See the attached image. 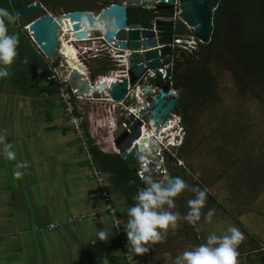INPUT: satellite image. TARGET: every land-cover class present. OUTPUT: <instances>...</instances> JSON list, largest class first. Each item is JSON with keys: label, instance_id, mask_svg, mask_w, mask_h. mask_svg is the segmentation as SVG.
I'll use <instances>...</instances> for the list:
<instances>
[{"label": "crops", "instance_id": "1", "mask_svg": "<svg viewBox=\"0 0 264 264\" xmlns=\"http://www.w3.org/2000/svg\"><path fill=\"white\" fill-rule=\"evenodd\" d=\"M110 54L102 49L96 55L100 58ZM14 65L15 61L8 67V77L0 78V264H174L179 254L206 243L208 234L226 232L227 205L205 204L195 227L180 219L174 231L170 229L164 239L149 246L148 253L137 255L125 232L127 210L135 202L128 204L122 194L109 191V175L99 170L76 137L60 98L42 93L43 83L37 80L24 87ZM110 72L114 78L117 70ZM93 108L96 111L89 116L91 120L94 115L103 114L101 104ZM86 123L96 145L103 152L115 154L105 127L96 128L88 117ZM5 144L12 145L14 160L6 158ZM18 164L27 166L17 167ZM15 171L22 175L16 177ZM96 171L103 173L105 188L123 214L118 216L124 231L121 235L105 209L103 187L95 178ZM151 175L167 185L166 176ZM174 199L176 207L169 211L186 216L189 204L180 202L178 197ZM210 209L214 215L206 222L204 216ZM99 230H107L106 242L97 240ZM244 233L257 239L256 235ZM247 236L242 244L251 242ZM128 252L134 257L133 263L127 261ZM251 253L241 255L239 264H249Z\"/></svg>", "mask_w": 264, "mask_h": 264}, {"label": "water", "instance_id": "2", "mask_svg": "<svg viewBox=\"0 0 264 264\" xmlns=\"http://www.w3.org/2000/svg\"><path fill=\"white\" fill-rule=\"evenodd\" d=\"M168 2L165 4V2ZM176 0H128L126 3H113L99 14L89 11H71L58 16L46 14L29 25L28 31L32 42L51 63L62 83H68L78 95L92 96L106 93L115 103H120L128 94V87H133L147 70L154 82H166L171 75L173 57V35H194L199 44L208 45L214 32L213 19L221 0H179L180 23L172 20L155 23L128 22V5H141L153 10L157 15L174 17ZM43 9L39 1L26 5L17 11L18 17H24ZM96 41L101 49L109 50L119 58L115 78L102 79L94 83L85 71V67L76 60H69L63 52V42L79 49L80 41ZM118 51L120 54H118ZM167 67V78L159 70ZM156 92L144 87L136 92L131 108L136 115L128 114L121 119L112 136L120 156L127 160L137 158L141 148L153 136H160L162 128H167V120L177 110L178 98L169 86L156 85ZM141 102V104H140ZM132 148L130 151L129 149ZM155 165L150 164L149 169ZM174 179L166 176L167 184Z\"/></svg>", "mask_w": 264, "mask_h": 264}, {"label": "rangeland", "instance_id": "3", "mask_svg": "<svg viewBox=\"0 0 264 264\" xmlns=\"http://www.w3.org/2000/svg\"><path fill=\"white\" fill-rule=\"evenodd\" d=\"M37 1L45 4L43 10L47 14L58 16L56 13L59 15L64 13V7L61 6L63 3L73 8L90 6L97 15L108 0ZM35 13L18 17L20 25L30 22ZM184 40L186 43H191L194 39L190 35L185 36ZM79 44L82 49L86 46L91 49L87 57L81 58L85 71L90 77V67H95V60H98L95 59L97 50L102 49L98 43L92 46L86 42ZM194 48L197 47L190 44L184 49H179L178 53L184 52L188 56L194 52ZM221 48L222 46H219V49L213 53L214 56L217 55L215 59L208 58L210 61L213 60L211 72L217 81L214 91L206 96L204 103L196 104L192 125L188 131L184 129V134H181L184 136L183 144L177 148H169L176 157L180 156L182 149V157L177 166L189 174L187 181L190 190L182 192L178 199L180 202L188 203L189 200L196 198L193 189L206 190V204L227 205V228L235 226L243 236H247L244 235V231L250 236L256 235L264 252V88L253 94L241 84L239 86L232 75L235 60L230 59V54L227 52L226 61L225 57H222ZM73 52L77 54L75 48ZM216 60L221 63H217ZM240 73L238 77H241ZM106 78H112L111 72L105 76H98L94 83ZM94 97L100 98L101 95L96 94ZM136 161L138 163V160ZM162 182L164 183L163 179ZM255 248L257 247L251 242L241 243L238 252L242 255L246 251H251V256L252 254L257 256L259 252L254 250Z\"/></svg>", "mask_w": 264, "mask_h": 264}, {"label": "trees", "instance_id": "4", "mask_svg": "<svg viewBox=\"0 0 264 264\" xmlns=\"http://www.w3.org/2000/svg\"><path fill=\"white\" fill-rule=\"evenodd\" d=\"M35 2L37 0H23L20 2L0 0V8L6 9L16 17L20 8ZM116 2L117 0L114 2L108 0L105 2L104 8ZM41 3L45 7V4ZM61 6L64 7V13L71 11L94 12V9L90 6L73 8L64 5V3ZM146 12L129 9V24L142 22L144 18L150 19L151 17ZM46 14L42 9L35 13L33 19L27 24L20 25L18 16L14 23H9L5 19V24L8 28V34L16 35L19 38L18 56L14 65L15 74L18 76L19 81L26 87V85H30L37 80L43 83L40 90L42 93L58 100L61 88L65 84L52 79L53 64L41 52L38 53V49L32 42L27 30H24L31 22ZM56 14L59 15V13ZM213 26L214 32L210 44H199L198 50L192 52L191 55L187 56L184 52L182 54L176 52L173 57V81L181 95L176 113L181 116L186 128H190L192 125L194 109L197 108L199 103L205 102L206 96L212 94L217 84L216 77L211 72L213 60L210 61L208 58L214 57L215 59V56L217 57L213 53L219 49V46H222V57H225L226 61L227 52L230 54V59L235 60L232 75H234L233 77L239 86L241 84L242 87L253 94L260 88H264V0H221L214 12ZM95 59H98L95 60V67H90L92 82H95L98 76H105L111 70L116 69V63L109 56L95 57ZM199 59L200 61L196 62ZM25 60H27V63H25ZM216 62L221 63L217 60ZM239 73L241 77H238ZM68 89L70 90V87ZM62 106L64 107V105ZM88 126V123L84 124L88 152L93 161L97 163L99 170L109 175L107 182L109 191L122 194L128 204L134 203L133 197L145 186L143 180L137 174L139 165L136 160L138 159L125 160L116 153L103 152L96 145V139L90 135L87 129ZM182 153L181 149L179 157L166 154L167 170L173 179L179 177L188 185L187 176L189 174L177 166ZM118 216L122 217L123 214L118 212ZM248 243L250 242L246 244ZM251 243L257 247L254 250H258L259 253L257 256L254 254L248 256L249 264H264L262 245L255 237L251 238ZM238 260L239 262L242 260L241 255L238 256Z\"/></svg>", "mask_w": 264, "mask_h": 264}, {"label": "clouds", "instance_id": "5", "mask_svg": "<svg viewBox=\"0 0 264 264\" xmlns=\"http://www.w3.org/2000/svg\"><path fill=\"white\" fill-rule=\"evenodd\" d=\"M5 19L9 23H14L16 17L6 9L0 8V78L9 76L8 67L16 60L19 46V38L8 34ZM151 143L152 147L141 148L137 154L142 170L141 179L145 186L133 197L135 203L127 210L128 221L125 229L129 246L140 256L150 251V245L164 239L170 229L174 231L178 226V220L184 219L195 227L201 220V209L205 207L207 197L206 190L193 189L196 192V198L188 201L190 211L186 216L181 217L179 213L169 211L176 207L174 198L178 197L188 185L179 177L165 185L154 180L152 175L145 174L149 171L150 160L155 159L154 152L158 151L156 142ZM11 149V144H5L4 154L7 159L14 160L15 152ZM26 166V164L17 165V167ZM14 175L20 177L22 173L15 171ZM213 215L214 210L210 209L204 216V220L210 222ZM97 237V240L106 242L109 239L107 230H99ZM243 240V233L237 227L229 226L224 234L217 235L212 232L208 234L206 243L179 254L174 264H239L238 247Z\"/></svg>", "mask_w": 264, "mask_h": 264}, {"label": "built area", "instance_id": "6", "mask_svg": "<svg viewBox=\"0 0 264 264\" xmlns=\"http://www.w3.org/2000/svg\"><path fill=\"white\" fill-rule=\"evenodd\" d=\"M168 2L166 1L165 4H167ZM174 8H175V15H174V20H178L181 21L179 18L180 15V5H179V0H176L175 3L173 4ZM51 15V14H50ZM193 42L189 43L188 45H195L197 44V42H199L195 36H193ZM182 41L181 40H175L172 42L171 47L174 48L177 44H180ZM84 43V42H82ZM90 48H88L87 46L85 47V49H82L79 47V49H76L77 54H76V61L82 64L81 58H85L87 57V55L89 54ZM110 52V51H109ZM111 53V52H110ZM118 54L119 51H118ZM112 55V61L113 62H119V58L121 57H115L114 53L110 54ZM97 57V55H96ZM167 66V65H166ZM161 67L159 68V70L163 73V76L165 75V68ZM146 75H151V77H155L154 72L147 70ZM116 76V75H115ZM115 78V77H114ZM145 80L147 81V77H144ZM52 79L54 81H59V78L56 74H54L52 76ZM142 78L139 79V81L136 83L135 86L133 87H128V94L127 96L124 98V100L120 103H115L111 100V98H109V96L106 93H100L101 97H97L95 98L94 96L96 94L99 93H95L92 96H83V95H78L76 94L74 91L68 89L69 85L68 83H62L65 84L63 86V88H61L60 91V95L59 98L62 102V104L64 105V112L65 115L67 117V120L71 126V128L73 129L76 137L78 139H80L83 142V146L85 148L86 151H88V146L85 142V133H84V124L86 123V117H88L90 119V121L93 120L94 125L96 126V128H100L101 126L105 127V132L106 135L108 136V140L110 141V143L112 144V147L114 148V153L120 155L117 151V148L115 147L114 144V140H113V132L115 130V128H117L118 124L120 123L121 119L124 118L125 116H127L128 114H134L136 115V112L134 111V109L131 108V105L134 103L136 92H141L143 91L142 89V85H140V83L142 82ZM152 92L155 93L156 92V87L152 86L151 87ZM97 104H101L102 105V109H103V114L100 115L99 113L93 116V119L91 120V118L89 116H92V112L93 110H95L93 108V105H97ZM141 104V102H140ZM87 107H91L89 108V110L91 111H86ZM96 111V110H95ZM86 112H90L88 114H86ZM111 118V120H110ZM120 119V120H119ZM119 120V121H118ZM173 129L174 126L168 125L167 128H162L161 132H160V136H165L164 140H161L159 137L152 135L153 136V141L156 142V148L158 149V151L154 152V156L155 159L154 160H150L149 164H148V169H149V165L153 164L155 165L154 169H149V171L147 173H145L146 175L148 174H153L156 173V175L158 174L159 176H167L168 170L166 169V154H172L169 151L170 147H180L182 145V141L178 140L177 136L179 134V137L181 135L182 132V128L178 126V132H175L173 134ZM172 133V134H171ZM152 143L149 141L146 145L145 148L148 147H152ZM133 147H131L129 150L131 151ZM138 169H137V174L139 176V178L141 179V168H140V164L138 163ZM95 178L97 179V182L100 186L103 187V191H102V196H103V200H104V204H105V209L106 211L113 217L114 219V225L115 228L118 232L119 235H121L122 233H124V231L122 230V223L118 218V208L115 205V203L113 202V199L111 197V194L109 193V191L105 188V184H106V180L105 177L103 175V173L101 171H96L95 172ZM142 180V179H141ZM72 222H76L77 220H70ZM54 227V226H51ZM126 258L127 261L130 263L134 262V257L128 252L126 254Z\"/></svg>", "mask_w": 264, "mask_h": 264}, {"label": "flooded vegetation", "instance_id": "7", "mask_svg": "<svg viewBox=\"0 0 264 264\" xmlns=\"http://www.w3.org/2000/svg\"><path fill=\"white\" fill-rule=\"evenodd\" d=\"M128 0H117V3H126ZM44 9V8H43ZM129 9H133V10H143V11H147L146 13H148L149 14V16L151 17L150 19L149 18H144L143 19V21L142 22H138V23H155V22H163V21H170V20H172L175 24H178V23H180V21H176V20H174L173 18L174 17H172V18H169V17H167V16H165V15H157L153 10H150V9H146V8H144L143 6H141V5H133V4H129L128 5V10ZM174 12H175V8H174ZM94 13V12H93ZM49 14V13H48ZM51 15H53V14H51ZM54 16V15H53ZM190 35H192V34H190ZM190 35H180V34H174L173 35V41H175V40H181L182 42L180 43V44H177L174 48H173V57H174V54L176 53V52H178V50L179 49H184L187 45H188V43H186L185 42V40H184V38H185V36H190ZM194 35H192V37H193ZM194 46H196L197 48H194L195 50V52L198 50V47H199V42H197V44H195ZM109 51V50H108ZM112 54V53H111ZM109 57L112 59V55H109ZM173 57H172V62H171V68H172V72H171V75H170V77L168 78V80L166 81V82H154L153 80H149L148 78H147V81L145 80V78L144 77H147V75H146V73H147V71L145 72V74L142 76V77H140L139 79H143L142 80V82L140 83V85H142V89L144 88V87H148V88H150L151 89V87L152 86H154V87H156V85H161L162 87H165V86H169V88H170V90H172L173 92H174V96L175 97H177L178 98V104H177V107H178V105H179V103H180V100H181V95H180V92H179V89H177L176 87H175V84H174V81H173ZM116 63V66H117V63L118 62H115ZM53 64V63H52ZM166 66V65H165ZM164 66V67H165ZM163 67V66H162ZM167 67H168V65L166 66V68H165V75L163 76V79H165V78H167ZM54 74H56L57 76H58V74L56 73V71H55V64H53V75ZM163 74V73H162ZM58 78H59V76H58ZM139 79H138V81H139ZM59 81H61L60 80V78H59ZM137 81V82H138ZM136 82V83H137ZM179 84V83H178ZM171 118H172V120H171ZM120 120V119H119ZM118 120V121H119ZM167 123H168V125H171V126H174V131L175 130H177V131H175V132H178V126L179 127H181L182 128V132H181V134H184V129H186L187 131H188V129H190V128H186L185 126H184V124H183V122H182V118H181V116H179V115H177V113L175 112V114H172L170 117H169V119L167 120ZM183 125V126H182ZM174 131H173V134H174ZM172 134V133H171ZM177 138H178V140H181L182 141V144H183V142H184V136H181L180 135V137H179V134H178V136H177ZM185 143H186V141H185Z\"/></svg>", "mask_w": 264, "mask_h": 264}, {"label": "bare ground", "instance_id": "8", "mask_svg": "<svg viewBox=\"0 0 264 264\" xmlns=\"http://www.w3.org/2000/svg\"><path fill=\"white\" fill-rule=\"evenodd\" d=\"M63 52L68 57L69 60H76V55L73 52L72 46L68 45L66 42H63Z\"/></svg>", "mask_w": 264, "mask_h": 264}]
</instances>
